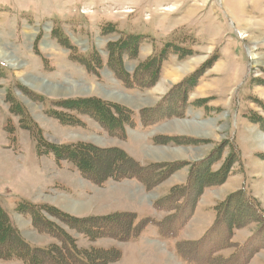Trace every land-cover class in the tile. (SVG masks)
<instances>
[{"label":"rangeland","instance_id":"374dc122","mask_svg":"<svg viewBox=\"0 0 264 264\" xmlns=\"http://www.w3.org/2000/svg\"><path fill=\"white\" fill-rule=\"evenodd\" d=\"M0 49L16 61L13 67L8 60L0 58V208L8 216L12 215L10 226L31 249L50 250L73 240L82 263L102 262L101 256L92 251L114 250L120 255L117 260L108 261L109 264H264V254L255 259L260 251L252 254L254 247L246 241L247 230L243 231L252 224L250 235L259 229V240L264 245V224L249 219L245 223L250 221V224L244 223L243 227L238 219L232 225L236 203H228L232 194L243 191L253 209L255 201L261 204L251 193L256 183L252 177L246 178L249 170L253 171L246 160L264 158V0H0ZM117 55L123 58L125 70L118 71L112 64ZM151 57L160 58L159 66L151 67L145 78L141 69ZM156 68L157 78L151 83ZM200 70L204 71L190 88L181 85L190 74ZM211 70L213 73L207 80L201 81L205 72ZM119 75L125 81L118 79ZM31 79L43 82L52 92L30 86L27 82ZM63 89L67 92L63 93ZM80 98H100L131 109L133 122L125 127L128 128L124 129L125 136H112L95 120L58 104V100L81 101ZM163 104H167V111L157 112L155 108ZM207 105L214 108L202 110L201 116L195 119L191 111ZM237 107L247 123L245 127L254 129L247 136L243 135L244 124L236 119ZM184 108L188 110L175 119L186 115L192 116L191 121H172L151 128ZM203 123L208 125L200 127ZM255 126L263 138L256 134ZM34 129L39 130L48 145L85 142L102 149L117 148L140 167H158L154 169L149 188L134 177L107 179L97 185L77 172L72 163L57 162L51 153H43V148L34 141ZM135 131L139 134L137 142L132 141ZM161 131L190 134L196 143H191L186 136L187 143L182 145L185 150L158 148L169 141L157 135ZM176 142L178 139L169 147L180 146ZM236 143L242 145L244 152L248 151L246 147L254 148L256 154L242 157V161L238 158L226 183L220 188L204 185L199 196L204 193L216 202L212 207L215 216L210 220L212 224L219 215V220L224 221L216 225L221 232L220 223L231 228L224 246L215 242V234L203 241L208 248L219 245L223 249L215 254L195 244L196 241L184 240L192 237L193 230L195 234L199 232L194 223L197 217L204 219L203 215L182 224L178 234L171 238L175 253L159 239L154 243L158 227L152 225L150 230L143 223V215L154 213L161 216L158 220L162 222L163 218L170 219L178 206L160 212L157 202L166 195L154 201L151 195L147 196L148 192L161 193L160 186L173 174L170 171L175 165H184V168L197 165L217 154L218 162H223L230 153L241 156ZM170 155L174 156L173 161H167ZM103 156L112 159L105 153ZM106 159H93L100 173L110 170L107 164L111 162ZM150 161L156 162L148 165L146 162ZM118 162L113 169L120 170ZM185 174L178 173L179 180L177 175L174 177L177 184L172 185L169 194L173 188L187 185ZM161 178L164 179L158 182ZM254 178L257 180L256 173ZM259 185L255 191L264 202V185ZM185 190L175 192L183 205L189 195V190ZM147 200L153 202L150 207ZM20 201L25 206L19 211ZM47 207V212L52 214L45 212ZM120 207L134 212L131 213L135 216L134 223H142L137 237L132 238L134 241L113 237L90 239L78 230V224L71 222L72 218L76 219L75 223L79 218L108 216L117 208L121 210ZM58 212L70 219L61 220ZM33 217L37 220L44 217L47 225L62 235L54 237L37 230ZM209 224H203V230ZM193 246L207 257L192 251ZM69 256L79 261L72 249ZM181 258L186 263L179 261ZM43 259L44 253L33 251L23 260L40 264ZM24 261L0 259V264H23Z\"/></svg>","mask_w":264,"mask_h":264},{"label":"trees","instance_id":"16d2710c","mask_svg":"<svg viewBox=\"0 0 264 264\" xmlns=\"http://www.w3.org/2000/svg\"><path fill=\"white\" fill-rule=\"evenodd\" d=\"M118 51L120 52V49H118ZM159 59L160 58L158 57H153V58L151 57L149 59V62L145 64L141 69L142 76L146 78L148 76L149 71L151 70V67H153L154 65L158 67ZM113 61L114 63L112 64L118 68V71L124 70L122 57L117 55L115 60ZM157 71L158 68H156L155 71L152 72L151 83H153V81L156 80ZM203 71L202 70L195 71L194 73L190 74L188 78L181 85L190 88ZM113 72L117 74L116 71ZM119 78L122 81H125V78H123L121 75H119ZM80 99L82 100L79 101V99L77 100L62 99V100H58L60 101L58 104L59 105L64 104L63 106H65V108L67 109L69 108V110L79 111L84 116L86 115L87 117L95 120L104 130H106L112 136H117V137L125 136V130H124L125 127L130 126L133 122L132 118L134 116V112L131 109L111 102L103 101L100 98L99 99L80 98ZM72 106H74V108L70 109ZM164 109L165 107L161 105L158 107L157 112H161ZM167 109L168 107H166V111ZM51 116L58 119L59 121L65 122L61 116H58L56 114H53ZM70 123L72 122H67V124ZM34 130H35L34 141L37 142V145H39V147L43 148V151L41 149L43 153H51L52 155H54V158L57 162L68 161L72 163L74 167L77 169V172H79L84 178L90 180L92 183L97 185H101L107 179L118 181L123 179H130L134 177L140 180L144 186L149 188L150 183L152 182L151 176L154 172V169L158 167V165L140 167L136 162L129 159L124 152L118 150L117 148L102 149L81 142L60 144V145H53V144L48 145L46 141L42 137H40L39 130L37 129ZM30 134L33 135L34 132L31 131ZM38 153L41 154L40 152ZM104 153L108 156H111L112 159L107 160L106 156H103ZM115 155L117 157H115ZM95 157H104L107 161L111 162L107 164L108 166H111L110 170H105L100 173L97 170V168L93 165L94 163L93 159H95ZM219 158L220 156H218L217 154L214 157L207 158L205 160V163L191 166L192 168L190 171L188 184L184 187L173 188L168 197V200L174 199L175 205L176 207L178 206L179 209V205H178L179 199H177L179 194H175V192L176 191L180 192V190L186 188V190H189V195L185 200V206L187 209L192 210L199 196L201 195V190L204 187V185L219 186L226 180V178L229 176L230 168L234 160L236 159V155L234 153H231V155L226 158L225 162L218 171L211 172L209 170V167H211V165L214 162H217ZM117 161H119L118 163H121L119 164L120 170L117 169V167L113 169ZM208 172L210 173L207 176L206 173ZM166 175L164 174V176ZM205 178H210V179L208 180ZM163 179L164 178H161L160 180H158V182L162 181ZM158 182L154 183V185H156ZM206 182L209 184H205ZM191 191H193L192 195H190ZM247 197L248 196H246L243 191L236 192L230 196L228 203L231 204L233 201L236 203V211L233 214L232 225H234V223L237 222L238 219L239 220L241 219V226H245V224H248L250 222L248 221L245 223V220H249V219L252 221L260 220L261 222L262 220H264V213L259 209L258 203L255 201L257 208L255 207V209H253L252 206L254 205L249 202L250 199H248ZM23 206H25V204L23 203L19 204L17 206V210L19 211L23 210ZM48 209L49 207L45 209V212L47 214L51 213V212H47ZM53 214L55 215V213ZM57 217L61 218V220L70 219L66 215L59 212ZM39 220L45 222L46 224L39 222ZM71 220H72L71 221L72 224H78L79 226L78 230L83 232L88 237H90V239H97L101 237H113L119 241H127L130 238L132 239L137 237L138 233L142 228V223L140 224L134 223L135 216L134 214L131 213H114L103 217L79 218L75 223L73 222L76 219L72 218ZM219 221L224 222L222 219L219 220V215H218L216 217V222ZM33 222L35 223L37 230L39 231L44 230L41 232H46V233L48 232L50 235L54 237H60V235H62L53 226L49 227L44 217L39 218L38 220L36 219V217L35 218L33 217ZM143 223H146L147 225L155 224L158 227L159 233L164 237H173L176 232V230L169 227L168 224L173 226L170 220L167 221L168 224L164 222L154 223L150 219H145ZM223 225L227 229V235L229 238L231 228L228 227L226 224ZM51 228H53L54 231ZM75 247H76L75 242L71 240L66 245L61 244V247L58 246L51 247L50 250H40L35 248H34L35 250L31 249L29 245H27L25 242L21 240L17 230H15L13 227L10 226L9 216L3 209L0 208V259L2 260L19 259L20 261H24L23 259L34 251L45 254V259H43V262H41L40 264H44L45 261H48L49 264H92V263H82V256L79 253H77ZM70 249H72L73 255L77 256L79 261H74L73 258L69 256ZM97 251L100 250H96L92 252L99 254L102 258V262L96 264H109L110 262L108 261L111 262L115 261L118 259L120 255L119 251H114V250L100 251V252ZM23 264H33V262L24 261Z\"/></svg>","mask_w":264,"mask_h":264},{"label":"crops","instance_id":"0c3cea01","mask_svg":"<svg viewBox=\"0 0 264 264\" xmlns=\"http://www.w3.org/2000/svg\"><path fill=\"white\" fill-rule=\"evenodd\" d=\"M261 39H262V37H261ZM194 66V65H193ZM194 68V67H193ZM193 70H195V69H193ZM213 73V71L211 70V71H208L207 73L205 72V74L203 75V78H202V80L201 81H203V80H207V78H208V76H209V74H212ZM220 74V73H219ZM200 85V84H199ZM212 91V90H211ZM229 93V91L226 93V95ZM218 96H220V93L218 94ZM218 102V101H217ZM162 106H164L165 107V109H166V107H168L167 106V104H163ZM240 106H241V103H240ZM210 107H213V106H211V105H207V108H204V107H197V109H193L191 112H192V115H194L196 118L195 119H197L199 116H201V114H202V110H204V111H208V110H210ZM214 108V107H213ZM144 109H148V108H146V107H144ZM156 109H158V107H156ZM185 110H188V108H184L183 109V115H184V113H185ZM240 107H237V113H236V119L239 121V122H241L242 124H244L245 122H244V118L241 116V113H240ZM166 112H164L163 114H165ZM174 113V116H169V118L167 117V119L165 118V119H163L161 122H158V123H155V126H153V127H151V128H154L155 129V127L156 126H160V125H166L167 123L169 124V123H171L172 121H185V122H188V121H191V119L190 118H192V116H186L185 115V118H176L175 119V117H177L176 116V114H175V112H173ZM194 123H197V122H194ZM198 123H200V122H198ZM245 124H247V123H245ZM245 124L243 125L244 126V129H243V135H249V133H251L252 131H254V129H252V128H250V126L249 125H246V127H245ZM237 125L235 124V127H236ZM256 127V126H255ZM257 128V127H256ZM127 129L128 128H126V131H127ZM250 130H252V131H250ZM162 133H157V135L159 136V137H166V139H168L169 141H167L166 140V142H165V144L163 145V146H160V147H158V148H162V149H164V150H167V151H169V149H172L173 151L174 150H179V149H183V150H185V147H183L182 145L183 144H185V143H187V139H186V136H191L190 134L189 135H184V134H176V133H172V132H163V131H161ZM260 131H259V129L257 128V133L256 132H254V133H256L258 136H260V137H262V135L259 133ZM137 136H139V134H138V132L137 131H135V133L134 134H132V141H135V142H137L138 140H137ZM127 137H128V134H127ZM185 137V138H184ZM206 137V136H205ZM207 137H209V136H207ZM193 137H190V139H191V143H193V144H195L196 143V140L195 139H192ZM263 138V137H262ZM176 139H178V142H176L178 145H180V146H174L173 145V148H170L169 146H172V144L174 143V141L176 140ZM242 140H243V142L244 143H246L245 142V138L243 139V138H241ZM256 139L258 140V139H260V138H257L256 137ZM264 139V138H263ZM129 140H130V137H129ZM172 140V141H171ZM255 140V139H254ZM123 142H125V141H123ZM158 143H160L159 141H158ZM167 144H171V145H167ZM235 146H237V152L241 155V156H239L238 154V156H236V159H235V161H234V163L233 164H236V162L238 161V158H240L241 159V161H242V157H254V155L256 154V152H255V150H254V148H249V147H246L247 148V152H244L242 149H241V144L240 143H236V144H234ZM192 146V145H191ZM187 148H191V147H187ZM192 148H194V147H192ZM196 149V148H195ZM171 150V151H172ZM127 153V152H126ZM127 154H129V153H127ZM228 155V153L225 155V157ZM172 155H170V157H171ZM155 159H156V157H154ZM172 159H174V156L173 157H171L170 159H168L167 161H171ZM220 159V158H219ZM160 160V159H159ZM206 160V159H205ZM205 160H202L201 162H199V163H197V165L198 164H201V163H204L205 162ZM264 158L263 157H261L260 159H258L257 158V160H256V158H253V159H251V160H246V164H247V166L248 167H250V168H253V171L252 172H250V170H249V172H248V174L246 175V178H249V177H252V179H253V182H255L256 183V185H253V192H252V190H251V193H252V195H253V197L254 198H256L257 200H259L260 201V205H261V208L263 209V211H264V202L262 201V199L256 194V191H255V189H256V187L257 186H260L259 185V183H262L263 185H264V167H262V166H264ZM140 163H141V161L140 160H138ZM163 161V160H162ZM166 161V162H167ZM173 161V160H172ZM153 162H156V161H150V162H146V163H148V165H150L151 163H153ZM176 163H177V161H175ZM142 163H143V161H142ZM143 165V164H142ZM221 165H222V161L221 162H218L214 167H213V169H214V172H216V171H218L219 169H220V167H221ZM144 167H146V166H144ZM175 167H177L176 165L174 166V168L170 171V172H172L173 174L167 179V181H165V184L163 183L162 185L163 186H160L161 187V193H157V194H152L151 192L153 191H150V192H148V197H149V195H151V197H152V199L154 200V201H157V199H159V197H163V196H165L162 200H160V201H158L157 203H158V205H160V212H162V211H171L172 209H174L175 207H176V205L174 204L173 206H170L169 205V203H168V197H169V190L173 187L172 185H175V184H177L176 183V180L178 179H180V175H177L178 173H181V174H183V173H185L186 172V174H185V176L183 177V178H186L187 179V183L186 184H188V179H189V175H190V172L189 171H191V165L190 166H185V168H184V165H182V166H180V167H177L179 170L176 172L175 170H176V168ZM181 169V170H180ZM246 171H248L247 169H246ZM189 173V174H188ZM255 173L257 174V180L254 178V175H255ZM176 175H177V179L175 180V178L174 177H176ZM230 175V174H229ZM229 177V176H228ZM230 178V177H229ZM229 178H227L226 179V181H225V183L228 181V179ZM186 179H185V181L182 183V184H184L185 182H186ZM132 181V180H131ZM248 182H250V179H248ZM182 184H180L179 183V185H182ZM224 183H222V184H220L219 185V188L223 185ZM144 186V185H143ZM177 186V185H176ZM156 189V188H155ZM214 189H216V188H214ZM251 189V188H250ZM151 193V194H150ZM205 195L206 194H204L203 193V195L201 196V197H199L198 198V200H197V202H196V204H195V206H194V208H193V210H192V212H191V214H190V216L186 219V221L185 222H187V224H188V222L190 223L192 220H194L198 215H203L204 216V219H201L200 217H197V221L194 223V226H195V224L197 223V227H198V229H199V232L197 233V234H195V232H194V230L191 232V235H192V237H190V238H185L184 237V240H186L187 242H195L196 241V243L198 244V243H200L202 240H203V238H205V236H206V233L205 232H207L212 226H213V224H212V221L214 220V218H215V216L213 215V211H212V207L213 206H215L216 205V202L214 201V202H212L211 200L212 199H210V198H208V197H205ZM205 197V198H204ZM179 199V201H178V203H179V211L178 212H176V213H174L173 215H172V217L170 218V219H168V220H171V219H173V218H175L176 216H178L180 213H182V212H184L185 211V205H183V203L181 202V199L180 198H178ZM20 202H22V201H20ZM147 202H149L148 200H147ZM151 203H153V202H149V207H150V205H151ZM119 208V207H118ZM117 208V209H118ZM121 208V210H117V209H115L112 213H117V212H126V213H134L133 211H131V210H126V209H123V207H120ZM11 217H12V215H11ZM147 217H152V218H156V220H158V219H160L161 218V216L159 217L158 215H155L154 213H150V214H144L143 215V218H147ZM13 219V218H12ZM205 219H206V221H205ZM212 219V221H210ZM162 221H164V222H167L168 220H165V218H163V219H161ZM202 220V221H201ZM160 221V220H159ZM203 221H205V222H203ZM210 223V224H209ZM186 224V225H187ZM203 224H209L208 226H207V228H205V230H203ZM185 225V226H186ZM252 225V224H251ZM251 225H249L248 227H246V228H244L243 229V231L245 232L246 230H247V237H246V241L247 242H250L253 246H256L257 244H259V240L256 238V235H257V233L259 232V229L258 230H256L252 235H250V232H251ZM153 228V227H152ZM185 228V227H184ZM184 228H183V230H184ZM194 228V227H193ZM149 229L150 230H152L151 229V227H149ZM155 230V229H154ZM158 230V229H157ZM180 230V229H179ZM179 230H178V232H179ZM182 230V231H183ZM178 232H177V234H178ZM20 233H21V231H20ZM48 236L47 235H45V238H47ZM222 238V237H221ZM157 239H159L160 240V237H159V234H158V231H155L154 232V243H156L157 242ZM162 242H165L166 244H167V246H170L171 247V241L170 240H161ZM215 242H219V238H217V239H215ZM195 243V244H196ZM169 249L170 248H168V251H169ZM171 250H172V252H174L175 253V251H174V247H171ZM221 251V250H220ZM257 251H260V252H258L257 253V255H255L254 257H255V259L257 258V256H259V255H261V254H264V246H261L260 247V249L259 250H257ZM219 252H217V254H218ZM232 259V258H231Z\"/></svg>","mask_w":264,"mask_h":264},{"label":"bare ground","instance_id":"6f19581e","mask_svg":"<svg viewBox=\"0 0 264 264\" xmlns=\"http://www.w3.org/2000/svg\"><path fill=\"white\" fill-rule=\"evenodd\" d=\"M0 58H3V59H5L6 61L8 60L9 61V63H10V66H16V61L13 59V58H10V56L9 55H7V54H5L4 52H2L1 51V49H0ZM252 59L254 60L255 59V57H254V55H253V57H252ZM196 61H198V60H196ZM173 77V76H172ZM35 80H33V79H31L30 81H28L27 83L30 85V86H33L34 88L36 87V88H38V89H46L48 92H52L51 90H50V88H48L47 86H46V84H44L43 82H34ZM58 92V91H57ZM56 92V93H57ZM62 92L63 93H65V92H67V90H62ZM60 93V92H59ZM204 125H208V123H203V125H201L200 127H203ZM197 135V134H196ZM207 135V134H206ZM208 136V135H207ZM73 210H75V208H73Z\"/></svg>","mask_w":264,"mask_h":264}]
</instances>
